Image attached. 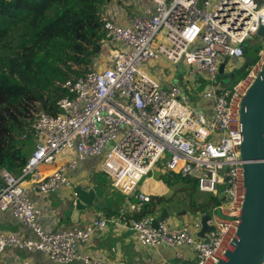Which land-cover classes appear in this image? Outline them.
Returning <instances> with one entry per match:
<instances>
[{
	"label": "built area",
	"instance_id": "2783aa9c",
	"mask_svg": "<svg viewBox=\"0 0 264 264\" xmlns=\"http://www.w3.org/2000/svg\"><path fill=\"white\" fill-rule=\"evenodd\" d=\"M119 1L121 11L103 16L102 53L94 67L66 82L70 95L58 102L59 114L39 113L22 134L23 142L33 144L22 173L0 168V211L11 212L32 234L0 233V254L40 252L58 264H102L80 250L114 219L101 213L82 228L50 233L34 200L71 188L70 174L81 163L102 158L101 172L125 197L119 215L143 247L188 246L193 264H217L232 248L246 197L240 110L264 67V37L258 35L264 0ZM258 37L263 48L249 74L232 89L221 87L216 76L224 59L245 58L243 45ZM159 60L185 64L191 75L202 73L214 82L201 95L211 103L210 115L197 111L180 87L164 89L143 71ZM63 157L64 164L38 179L43 166ZM154 171L196 179L201 194L222 199L209 214L212 229L203 238L201 218L183 228L153 226L156 218L147 213L152 196L141 186ZM177 258L183 259L180 253Z\"/></svg>",
	"mask_w": 264,
	"mask_h": 264
},
{
	"label": "trees",
	"instance_id": "16d2710c",
	"mask_svg": "<svg viewBox=\"0 0 264 264\" xmlns=\"http://www.w3.org/2000/svg\"><path fill=\"white\" fill-rule=\"evenodd\" d=\"M113 1L0 0V168L16 176L22 173L30 155L26 143L32 147L22 141V134L30 131L39 113L59 114L58 102L70 95L66 82L94 67L102 53V12ZM163 180L167 185L183 183L193 193L198 190L196 179L166 174ZM96 189L102 196L103 189ZM221 203L220 197L211 196L194 212L206 214Z\"/></svg>",
	"mask_w": 264,
	"mask_h": 264
},
{
	"label": "crops",
	"instance_id": "0c3cea01",
	"mask_svg": "<svg viewBox=\"0 0 264 264\" xmlns=\"http://www.w3.org/2000/svg\"><path fill=\"white\" fill-rule=\"evenodd\" d=\"M116 7L118 9L121 8L119 0L116 2ZM113 13H109V15L113 16ZM124 21L123 18L122 22ZM159 61L162 62L164 60ZM167 64H163V69L168 72L167 75H158L163 78L164 86H167V88L177 86L188 93V86L185 84V81H179L173 77L172 73L169 74ZM151 67L153 72H155V66L151 65ZM194 107L197 111L207 115L211 114L210 102L202 100L194 104ZM31 148H33V144ZM65 162L66 158L63 157L58 160L54 168L40 173L44 174V177L49 176ZM101 163L102 158H93L85 163H81L79 169L70 174L72 180L71 188H63L58 193L46 198L39 195L34 196V200L42 210V221L45 230L54 233L82 228L89 224L98 214L103 213L114 219L116 223L109 224L104 232L96 235L88 246L80 250L82 254L90 255L92 258L101 261L102 264H164L165 262L193 264L195 253L192 247L182 246L172 248L160 246L155 249H149L139 243L133 232L125 225V223H128V220L121 218L119 215L121 206L125 204V197L111 185L108 177L101 172ZM75 186H82L85 189L95 188L96 191L97 187L103 189L102 196L97 191L99 206H92L87 212L82 213L77 224L71 222V214L75 203L73 191ZM141 189L148 192L152 196V199L156 198L147 206V213L154 215L156 219H160L163 217L165 210L168 209L169 216L165 222L168 225L171 224L172 228L189 226L187 224V214L189 213L192 215H204L194 212L196 211V207L207 202V200H204V195L198 190L194 193L191 192L189 187L183 183L171 181L170 185H167L163 177L158 180L152 178L145 180ZM156 203H160V205L156 207ZM3 232H17L26 238L32 237L30 231L19 221L15 220L9 211H0V233ZM178 253L182 255L183 259L177 258ZM21 260H29L33 264H58L40 252L28 253L7 250L0 254V264H15ZM74 264L84 263L79 261Z\"/></svg>",
	"mask_w": 264,
	"mask_h": 264
},
{
	"label": "water",
	"instance_id": "95a60500",
	"mask_svg": "<svg viewBox=\"0 0 264 264\" xmlns=\"http://www.w3.org/2000/svg\"><path fill=\"white\" fill-rule=\"evenodd\" d=\"M258 35L264 37V30ZM230 59L226 57L220 66V74H224ZM240 110V131L242 133L241 160L244 161V185L246 197L242 206L238 232L231 250L217 264H263L264 263V67L257 74L254 82L242 98ZM163 172L154 171L153 178L163 177ZM75 203L71 214V222L77 224L82 213L92 206H99V197L95 188L85 189L75 186ZM220 214V212H218ZM169 210L163 217L153 223L168 219ZM209 214L201 217L203 238L212 229L208 225Z\"/></svg>",
	"mask_w": 264,
	"mask_h": 264
},
{
	"label": "rangeland",
	"instance_id": "374dc122",
	"mask_svg": "<svg viewBox=\"0 0 264 264\" xmlns=\"http://www.w3.org/2000/svg\"><path fill=\"white\" fill-rule=\"evenodd\" d=\"M115 1L117 2L118 0H115ZM115 1L106 5V7L103 9V12H102L103 16L105 14L109 15V13L118 12L120 10V9L118 10V8L116 7ZM49 16L50 17L53 16V11L49 12ZM261 40L262 39L258 37V38H255L254 40L247 41L243 45V47L247 50L248 55L245 56V58L240 59V60H235V61L231 60L227 64L224 74H220V72L217 74L216 80L221 85V87H223L224 89H232L235 84H237L241 79L244 78V74L250 65L251 57H254V54L256 53L255 51L263 48L261 44ZM163 64H167V62L165 60L162 62L161 61L152 62L151 64H149V66H145L142 69L144 72L151 75L153 79L158 81L159 84L162 85L164 89H169L167 88V86H164L163 78L158 76L162 74H165L166 76L168 73L166 72V70L163 69ZM98 65L101 66V64H98ZM151 65L155 66V72H153V70L151 69L152 68ZM167 66H168L169 74L172 73L173 77H175L179 81H182V80L185 81V84L188 86V95L190 98V102L193 105L202 101L201 95L204 93V91L209 86H212L214 84V82L205 74L197 73V74L191 75L189 68L185 64L179 63L177 65H174V64L168 63ZM193 70L194 71L196 70L195 66L193 67ZM26 144H27V148L30 154L33 148H31L29 143H26ZM55 166L56 165L54 166L45 165L41 168V172L47 171L51 168H54ZM202 195H204V200L208 201V199L211 198V195H207V194H202ZM159 205L160 203H156V207H158ZM211 212L212 211L210 209L208 211V214ZM187 218H188L187 224L192 225L196 219L201 218V214L192 215L191 213H189L187 214ZM170 225L171 224H169V226Z\"/></svg>",
	"mask_w": 264,
	"mask_h": 264
},
{
	"label": "bare ground",
	"instance_id": "6f19581e",
	"mask_svg": "<svg viewBox=\"0 0 264 264\" xmlns=\"http://www.w3.org/2000/svg\"><path fill=\"white\" fill-rule=\"evenodd\" d=\"M44 176H43V174H39L38 175V179H42ZM149 190V189H148Z\"/></svg>",
	"mask_w": 264,
	"mask_h": 264
}]
</instances>
